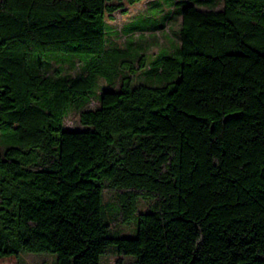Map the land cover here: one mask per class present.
Masks as SVG:
<instances>
[{"label": "trees", "instance_id": "16d2710c", "mask_svg": "<svg viewBox=\"0 0 264 264\" xmlns=\"http://www.w3.org/2000/svg\"><path fill=\"white\" fill-rule=\"evenodd\" d=\"M178 2L144 68L123 0H0V259L264 264V0Z\"/></svg>", "mask_w": 264, "mask_h": 264}, {"label": "rangeland", "instance_id": "374dc122", "mask_svg": "<svg viewBox=\"0 0 264 264\" xmlns=\"http://www.w3.org/2000/svg\"><path fill=\"white\" fill-rule=\"evenodd\" d=\"M187 2L193 3L201 9H218L223 5V0H187ZM178 5V0H140L133 4L123 0L122 7L113 12L111 19H107L113 30L109 36L110 45L130 48L132 51L139 52L145 59L144 68H146L161 50L170 49L172 43L178 44V39L174 35L180 20L176 13ZM133 28L137 30L131 32ZM141 57L138 55L129 57L131 64L137 66ZM144 68L132 75L134 82L146 81ZM78 70V66L73 68L65 64L63 73H76ZM105 84L104 79H101L100 86L103 87ZM118 85L119 83L114 87L116 88ZM96 105V100L90 103V106ZM65 125L69 128H82L78 113L70 112L65 119ZM53 258L54 256L47 252H23L18 257L11 256L0 259V264H17L18 262L21 264H42L52 261ZM101 260L102 264H114V257L111 256H105Z\"/></svg>", "mask_w": 264, "mask_h": 264}]
</instances>
